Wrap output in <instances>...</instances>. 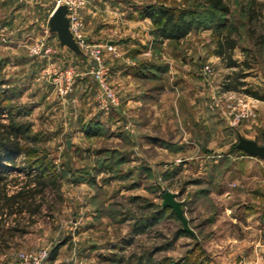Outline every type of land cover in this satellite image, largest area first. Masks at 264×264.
<instances>
[{"label": "rangeland", "instance_id": "obj_1", "mask_svg": "<svg viewBox=\"0 0 264 264\" xmlns=\"http://www.w3.org/2000/svg\"><path fill=\"white\" fill-rule=\"evenodd\" d=\"M86 1L81 13L90 4L95 16L91 21L81 14L83 36L103 49L108 80L118 91V104L109 111L98 104L90 55H79L75 65L70 58L62 60L60 49L50 43L56 42L49 29L55 0L17 13L13 6L21 0L0 6V27L18 20L12 31L0 32V92L12 91L6 102L21 112L16 120L27 123L28 136L35 137L24 142L35 151L13 159L43 160L42 168L52 167L62 185L56 210L31 226V233L1 247L0 264L12 263L21 251L51 252L69 238L70 245H62L45 264H136L138 256L150 252L160 264H264V160L233 150L240 135L260 143L264 137V100L248 92L264 94V47L254 48L249 38L241 10L247 0H226L229 20L243 32L234 58L243 62V48H252L257 61L245 69L240 79L245 85L230 89L250 106L238 123H232L230 106L243 103L230 99L224 88L226 76L238 68L226 67L214 54L216 37L206 28L225 16L202 0ZM151 4L185 10L205 27L192 28L180 39H158L153 20L141 12ZM34 17L40 25L27 23ZM126 40L132 49L121 50ZM42 44L52 48L49 59L40 54ZM60 66H74L77 73L74 91L67 95L52 81ZM126 68L150 96L146 102H128L117 75ZM83 76L90 93L84 92ZM1 119L8 122L7 112ZM3 163V176L24 175L5 156ZM9 184L10 190L16 188ZM165 189L176 193L192 229L176 241L183 224L171 208L161 210ZM54 194H48L49 202ZM135 226L145 231L136 233Z\"/></svg>", "mask_w": 264, "mask_h": 264}, {"label": "trees", "instance_id": "obj_2", "mask_svg": "<svg viewBox=\"0 0 264 264\" xmlns=\"http://www.w3.org/2000/svg\"><path fill=\"white\" fill-rule=\"evenodd\" d=\"M202 4L225 16L218 22L211 21V24L207 25L206 28L212 29L216 37L214 54L221 57L226 67L238 68L226 76L224 88L239 90L245 85V82L240 80L246 77L245 69H249L257 63L254 50L243 48L246 53L243 62L235 59L234 51L242 39L243 32L238 22L228 18L231 14V6L226 0H202ZM241 10L246 13L245 25L249 28L247 32L252 46L263 48L264 32L262 33L260 30L264 31V2L247 0L241 5ZM141 12L144 17L153 20L155 27L152 33L158 39H180L192 28L205 27L198 17L185 10H175L151 4L143 7ZM10 92L12 91L8 88H2L0 92V248L8 246L11 237L16 233L26 232L28 226L35 222V217H44L48 213H53L56 210V201L62 199L60 193L62 185L59 176L52 167L46 164L42 168L43 160L40 159H35L32 162L24 158L21 163H17L13 159L15 155H24L25 157L31 155V152L35 150L27 148L24 142L26 139L34 140L35 137L28 136L30 135V127L27 123L16 120V114L21 112L19 110L16 112V108L6 102L10 98L9 95L11 96ZM248 92L252 96L264 100V94L262 95L258 91L248 90ZM4 112L8 114V122H3L1 119V114ZM234 149L238 150L235 146ZM4 156L12 162V169L18 170L24 175L13 178L3 176L2 168L6 165L3 163ZM10 182L16 188L10 190L8 187ZM51 192L55 194L53 200L49 202L48 194ZM166 208L162 207L161 210ZM8 218H12L14 223L8 222ZM135 227H137L136 233L145 231V226ZM183 233V228L177 229L173 241H176ZM58 250L59 245L49 252L48 260H54ZM151 257V252L147 255H140L137 257L136 264H144L143 259L146 260L147 264H160V262L154 263ZM116 261L121 263L122 259L119 258Z\"/></svg>", "mask_w": 264, "mask_h": 264}, {"label": "built area", "instance_id": "obj_3", "mask_svg": "<svg viewBox=\"0 0 264 264\" xmlns=\"http://www.w3.org/2000/svg\"><path fill=\"white\" fill-rule=\"evenodd\" d=\"M86 0H55V8L59 5H66L68 7L67 16L70 21V30L73 33L76 43L83 51L87 53L93 59L95 65L93 66L92 73L96 77L99 84V94L97 96L98 104L101 109L109 111L113 106L118 104L119 97L117 87L110 84L107 76V69L104 62V52L100 48V45H91L87 42L86 38L83 36L84 22L81 18V10L85 7ZM54 8V9H55ZM40 48V54L45 58H50L52 48L48 45L42 44ZM112 47L109 46V49ZM53 65L51 66V68ZM57 69V68H53ZM55 71L56 77L53 78V82L56 84L57 89L61 95H67L74 91L76 84V69L74 66L67 68H58ZM206 72L211 74L212 69L206 67ZM52 74V73H49ZM230 99L239 98L238 103H243L241 108L236 107V105L230 106V114L232 118V123H238L243 118L247 117L250 112V106L242 98L237 97L233 91H228ZM49 252L45 249L38 251H21L18 253L15 260L10 264H45L48 260Z\"/></svg>", "mask_w": 264, "mask_h": 264}, {"label": "crops", "instance_id": "obj_4", "mask_svg": "<svg viewBox=\"0 0 264 264\" xmlns=\"http://www.w3.org/2000/svg\"><path fill=\"white\" fill-rule=\"evenodd\" d=\"M13 0H5L4 2H1L0 3V6H6V7H8V6H12V4L13 3H11ZM22 2L21 3H19V4H15L14 6H13V8L15 9L16 7H18L19 9H17L15 12L17 13V12H20L21 10H22V8H25V7H32V8H39V7H41V6H45V3H43L42 2V0H21ZM261 1H263L264 2V0H261ZM95 7H97V6H95ZM82 14V17H84V16H86V18H87V16H88V18L90 17V19L89 20H93V17L95 16V12H93V8L91 7V5L89 4L84 10H83V12L81 13ZM17 15V14H16ZM91 17H92V19H91ZM85 18V17H84ZM22 19V18H21ZM27 21V23H38L39 25H40V18L38 17H34L33 19H29L28 18V20H26ZM86 21V20H85ZM18 22V20L15 18V19H12V21H11V19L10 20H8V21H6V23L5 24H2V26L0 27V32H1V34H5V32L7 31V29H8V27L10 28V30L9 31H12L11 29H13V27L14 26H16V24L15 23H17ZM34 28V27H33ZM29 30H31V29H29ZM30 34L31 33H33V31L31 32H29ZM56 42H55V40L52 38L51 40H50V43L52 44V45H54L55 47H57L58 49H60V52H59V56L60 57H62V60H64V61H66V60H69L68 58H70V63H75V65H76V63H77V59L80 57L79 56V54H76L74 51H72L71 49H69L68 47H66V46H61V44H60V41H59V39H58V36H57V34H56ZM128 39V38H127ZM57 43V44H56ZM123 44L125 45V46H123V48H121V50H123V49H132L129 45H131V42L130 41H128V40H126L125 42H123ZM135 44H137V43H133V45H135ZM127 45V46H126ZM75 61V62H74ZM62 62V61H61ZM67 62V61H66ZM55 64L56 65H61L60 63H58V62H56L55 61ZM119 72H117L118 74V77H120V81H122V83H121V86H123V90L125 89V93H128L127 94V100H128V102L129 103H131V102H134V103H136V104H139V103H142V102H146L147 101V99L150 97H148V95H146V94H144L143 92H141L140 91V84H138V82L137 81H135V77H133V74H131V71H128L127 70V68L126 69H119L118 70ZM166 71H167V69H166ZM86 78V77H85ZM84 76L81 78V84H83L84 83V85H83V87H85L84 88V92H86V93H90L91 92V89L88 87V85H86L85 84V82L83 81L84 79ZM122 88V87H121ZM167 88V87H166ZM163 89V88H162ZM123 90H122V95H123ZM163 92H166V89H164V91ZM163 94H161L160 95V97L162 96ZM87 97V96H86ZM162 97H164V96H162ZM77 101V100H76ZM40 216H38V217H35V222L32 224V225H29L28 226V228H27V231L26 232H23V233H16L13 237H11V239L13 240L14 238H20V237H23V236H25V235H27V234H29V233H31V226H33V225H35L36 224V222H37V224H39L40 223ZM13 223H14V221H13ZM10 239V240H11ZM60 242V241H59ZM70 243H71V239L69 238L68 240L66 239V240H64V242H62V244H59L60 245V247H59V249L61 248V246L62 245H67V246H69L70 245Z\"/></svg>", "mask_w": 264, "mask_h": 264}, {"label": "water", "instance_id": "obj_5", "mask_svg": "<svg viewBox=\"0 0 264 264\" xmlns=\"http://www.w3.org/2000/svg\"><path fill=\"white\" fill-rule=\"evenodd\" d=\"M68 7L66 5L57 6L50 18H49V29L51 32L56 33L60 41L61 46H66L76 54L83 55V51L80 49L75 41L72 31L70 30V21L67 16ZM235 148L243 151L244 153L257 157L264 160V137L263 142L243 136L238 137V142ZM163 198L162 207H170L173 212L182 221L183 230L192 232L189 227L188 219L185 216L184 209L182 208V202L176 197V193L171 192L168 189L162 191Z\"/></svg>", "mask_w": 264, "mask_h": 264}]
</instances>
